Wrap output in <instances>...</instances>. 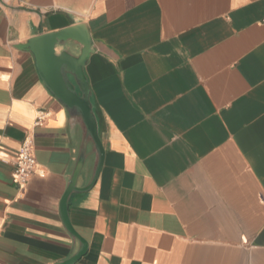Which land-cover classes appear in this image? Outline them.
I'll list each match as a JSON object with an SVG mask.
<instances>
[{
    "label": "crops",
    "instance_id": "1",
    "mask_svg": "<svg viewBox=\"0 0 264 264\" xmlns=\"http://www.w3.org/2000/svg\"><path fill=\"white\" fill-rule=\"evenodd\" d=\"M81 23L105 159L68 202L75 264H264V0H0V264L80 248L60 204L83 130L18 45ZM28 136L44 176L22 192Z\"/></svg>",
    "mask_w": 264,
    "mask_h": 264
},
{
    "label": "water",
    "instance_id": "2",
    "mask_svg": "<svg viewBox=\"0 0 264 264\" xmlns=\"http://www.w3.org/2000/svg\"><path fill=\"white\" fill-rule=\"evenodd\" d=\"M58 47L61 48L60 51L57 50ZM18 48L34 55L43 83L66 109L72 127L79 126L83 130L75 168L60 204L63 222L73 238L79 240L80 248L69 259L58 264H75L86 254L88 246L71 223L68 202L73 193L86 192L95 185L105 159L100 121L85 71L93 52L91 35L87 25L81 23L37 35L20 43ZM89 145L92 150L88 149ZM91 156L95 160L90 181L85 186H79L81 173Z\"/></svg>",
    "mask_w": 264,
    "mask_h": 264
},
{
    "label": "built area",
    "instance_id": "3",
    "mask_svg": "<svg viewBox=\"0 0 264 264\" xmlns=\"http://www.w3.org/2000/svg\"><path fill=\"white\" fill-rule=\"evenodd\" d=\"M42 116L38 118L37 124L41 121ZM14 171L12 174L13 182L18 186L19 190L24 192L31 177L35 173L44 176V170L38 166L36 156L34 154V145L31 137H26L17 151L14 159Z\"/></svg>",
    "mask_w": 264,
    "mask_h": 264
}]
</instances>
